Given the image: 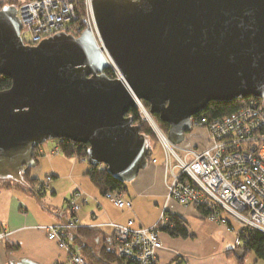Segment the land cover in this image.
<instances>
[{"label":"water","instance_id":"1","mask_svg":"<svg viewBox=\"0 0 264 264\" xmlns=\"http://www.w3.org/2000/svg\"><path fill=\"white\" fill-rule=\"evenodd\" d=\"M78 37L22 43L15 6L0 9V179L21 182L50 140L87 145L90 167L122 184L150 146L128 114L136 101L181 146L211 102L264 96V0H91ZM116 72L109 79L105 70ZM38 196V195H37ZM241 253V252H240ZM242 254V253H241Z\"/></svg>","mask_w":264,"mask_h":264},{"label":"built area","instance_id":"2","mask_svg":"<svg viewBox=\"0 0 264 264\" xmlns=\"http://www.w3.org/2000/svg\"><path fill=\"white\" fill-rule=\"evenodd\" d=\"M90 3L91 0H83L87 27L91 25ZM15 8L21 24L20 39L25 45L35 47L56 34L78 37L82 32L77 25L74 0H22ZM245 99L237 112L222 119L190 118L192 129L207 134L206 146L202 149H184L169 143L144 103L135 102L138 118L150 126L162 146L163 167L171 178L166 188L168 200L182 207L196 206L204 210V215L199 212L204 220L234 234L235 247L244 244V230L264 234V96ZM58 154V146L53 147L50 155ZM50 182L51 177H46L36 185L35 192L45 193ZM123 197L119 192L105 196L117 209L129 210L131 201ZM79 201L85 203L86 198L80 190H75L66 202L72 214L79 209ZM167 223L164 211L152 227H138L131 220L125 224L108 222L105 226L112 230L117 256L130 264H155L156 254L163 248L158 229ZM77 227L76 220L71 219L39 229L65 252V264H90L68 245V236ZM10 235L11 231L0 225V243Z\"/></svg>","mask_w":264,"mask_h":264},{"label":"crops","instance_id":"3","mask_svg":"<svg viewBox=\"0 0 264 264\" xmlns=\"http://www.w3.org/2000/svg\"><path fill=\"white\" fill-rule=\"evenodd\" d=\"M200 132L190 134V140L185 142L187 146L180 147L184 149L205 147L207 134L203 130ZM55 146H57L55 141L46 142L38 149L40 157L36 167L41 165L39 170H35L36 175L33 178L41 181L51 177L49 189L45 193L37 196L25 186L24 190L12 187L0 188V225L11 231L8 240L0 243V264H65L67 259L65 252L57 247L55 241L46 238L44 231L39 227L63 224L71 219L76 220L78 227L69 234L68 242L71 247H74L76 255L80 257L84 255L83 249L79 248L77 243L86 247L88 249L86 252L94 255L102 254L105 249L114 248L115 251L114 235L111 228L105 225L108 222L114 223L120 218L116 219L106 213L105 202L97 200L98 194L102 195L89 181L86 175L87 169L84 172L76 169V159H67L62 154L50 155L51 149ZM163 159L160 161L152 159L155 162H150L145 170L140 171L133 183L136 197L149 201L146 205L152 208L153 216L150 220H146L139 212L133 211V217L126 219V222L131 220L135 223V219L139 223L138 227H152L165 211L176 214L185 221L190 236L185 239L172 238L165 232H159L163 248L157 252L155 264H239L237 260L241 253L235 251L234 234L204 220L195 207H182L174 200H168L166 188L170 185L171 178L163 167ZM32 170L31 172L34 171ZM40 173L44 174V177L39 178ZM62 176L64 179L60 181L68 183L65 190L62 189L58 179ZM84 179L89 183L85 184ZM77 185L81 188L83 186L90 196ZM75 190H80L86 198L85 203L79 201L82 208L79 207L72 214L69 208L67 212L65 208L55 205L57 196L64 197L66 204ZM126 195L128 197V193ZM115 223L118 224V222ZM71 236L76 238V243H70V239H74ZM242 264H257V261L253 257V262L244 259Z\"/></svg>","mask_w":264,"mask_h":264},{"label":"trees","instance_id":"4","mask_svg":"<svg viewBox=\"0 0 264 264\" xmlns=\"http://www.w3.org/2000/svg\"><path fill=\"white\" fill-rule=\"evenodd\" d=\"M21 1L20 0H7L3 1L0 0V9L3 6H17ZM75 3V8H76V13L78 15V21L77 25L80 27L82 31L85 30L87 27V18H86V9L83 6V0H74ZM106 76L109 79L115 78L116 74L115 71L108 69L104 71ZM10 80L6 76H1L0 75V92L4 91L8 88H10ZM246 102V99H238L234 100L233 102H211L209 103L206 108L201 112V114L195 116L196 119L200 120L201 118H206L209 121H212V119H222L223 117H226L228 115L234 114V112H237L238 109H240L244 103ZM145 108L148 109L147 103L145 104ZM132 119H133V124L139 126V133L141 135H144L149 143V146L151 145V142H157V139L155 135L153 134L150 126L144 122H142L137 114L136 110L132 109L128 113ZM155 123L159 126V128L162 130L163 133L166 134L168 126L166 124H163L162 122L159 121L157 117H154ZM58 146V149L60 150V154H62L65 158L67 159H76L79 161H83V159L86 158V152H87V145L85 144H77L74 142H70L69 140L63 139L61 141L54 140ZM151 147L149 150L148 154V159H147V165L152 160L151 157ZM39 148L34 150L33 153V161L38 164V159L40 157L39 155ZM31 170L30 169L27 173H22L21 174V182H16L12 181L10 179H0V188L8 189L9 187L16 188V189H22L24 190L27 188L29 191H32L33 194L35 195H40L37 194L34 190L36 185L40 183L41 181L31 177ZM86 175L95 187L97 191L102 195L106 196L107 193H112V192H119L122 193L123 195L127 192L126 191V184H122L119 180H115L106 170V167L104 166H95V167H90L87 169ZM198 209L199 212H201L202 215L205 214V211L202 210L201 208H196ZM165 215L167 217V225L163 228H159V232H165L167 235L170 237H178L181 239L188 238L190 236L189 231H187V226L186 222L182 221L176 214H170L165 212ZM244 235V244L239 245V247H235V251H239L242 254L240 257H238L237 262L239 264H242L245 257L249 253H254L255 257L259 261H264V234L260 233L258 231L252 230V229H247L243 231ZM71 238H74L71 236ZM70 243L74 244L76 243V238L70 239ZM68 245L70 246L69 242ZM77 246L79 248H82L84 255H82L83 258L87 260L90 264H130L128 260H125L122 257H119L116 255L114 248L111 249H105L102 254L94 255L91 252H86V247H82L81 244L77 243ZM81 246V247H80ZM71 247V246H70ZM75 253L74 247H71ZM76 254V253H75Z\"/></svg>","mask_w":264,"mask_h":264},{"label":"rangeland","instance_id":"5","mask_svg":"<svg viewBox=\"0 0 264 264\" xmlns=\"http://www.w3.org/2000/svg\"><path fill=\"white\" fill-rule=\"evenodd\" d=\"M3 1H7V0H3ZM20 1H22V0H20ZM192 133H194V134H196V133H201L200 132V130H198V129H196V128H193L192 129V131H191V134ZM189 136H191L190 134H187L186 136H185V140L183 141V143H181V145H186L187 146V144H185V142H187V140H190L189 139ZM54 140H50V141H47V143H50V142H53ZM150 146H152L151 147V157H152V159H157V160H159L160 161V159H163V158H165V156H164V152L162 151V146H160V143L157 141V142H151V145ZM164 160V159H163ZM77 162V168L76 169H81L80 171H83L84 172V170H86V169H88L89 168V164H88V162H83V163H81L80 161H76ZM40 165L41 164H39V166L38 167H35L32 171L33 172H31L32 173V175H31V177H34L35 175H36V173H35V170H39V168H40ZM83 167V168H82ZM38 168V169H37ZM38 174V173H37ZM80 174H81V172H80ZM39 178H42V177H44V174H42V173H40L39 174V176H38ZM67 177V176H66ZM86 177V176H85ZM62 178L64 179V176H62V177H59L58 179H59V181L60 180H62ZM45 179V178H44ZM43 179V180H44ZM66 179V178H65ZM83 182L85 183V184H88L89 182L86 180V179H84L83 180ZM60 183H61V185H62V189H66L67 188V185H68V183H65V182H63L62 183V181H60ZM133 183H134V181L133 182H129L128 184H126V193L124 194V197H123V199H125V200H127V201H131V204H132V206H131V208L129 209V210H126V209H117L114 205H113V203L112 202H110L109 201V199L107 198H105V197H103V196H100L99 194H98V196H97V200H100V201H102V202H105L104 204V208H105V210H106V213H108V215H110V216H113V217H115L116 219H119V220H116V221H114V223L115 222H118V224L119 223H123V224H125V222H126V219H129V218H132L133 216H132V214H133V211H137V212H139L141 215H142V218L143 219H146V220H150L151 219V217L153 216V211L151 210L152 208L151 207H147V205H146V203L147 202H149L147 199H144V198H141V197H139V198H137L136 197V192H135V190H133ZM91 185V184H90ZM77 186H79V185H77ZM80 187V186H79ZM90 187H92V186H90ZM81 188V187H80ZM83 191H84V193L86 192L87 193V191H86V189H84V187L82 186V188H81ZM128 193V197H127V194ZM47 194H49V193H47ZM88 194V193H87ZM89 195V194H88ZM49 196H50V194H49ZM90 196V195H89ZM63 198L64 197H62L61 195H59V196H57V198L55 199V202L54 203H57V204H55V205H58V206H60V207H62L63 209L65 208L66 209V211L68 212L69 211V209H68V207H67V205L64 203V200H63ZM131 200H130V199ZM81 208H82V206L81 205H79ZM154 207V206H153ZM195 208H197L196 206H194ZM193 207V208H194ZM198 210V209H197ZM139 214V215H140ZM122 219H124V220H122ZM158 220V219H157ZM229 221H230V223H231V220L229 219ZM134 222L135 223H137L135 226H137L139 223L137 222V220H135L134 219ZM233 227L236 229V227L234 226V224H233ZM113 234V233H112ZM253 257L256 259V257H255V255H254V253H249L246 257H245V259L247 260V261H250V262H253ZM256 261H257V264H264V261H259V260H257L256 259Z\"/></svg>","mask_w":264,"mask_h":264},{"label":"bare ground","instance_id":"6","mask_svg":"<svg viewBox=\"0 0 264 264\" xmlns=\"http://www.w3.org/2000/svg\"><path fill=\"white\" fill-rule=\"evenodd\" d=\"M145 106V105H144Z\"/></svg>","mask_w":264,"mask_h":264},{"label":"flooded vegetation","instance_id":"7","mask_svg":"<svg viewBox=\"0 0 264 264\" xmlns=\"http://www.w3.org/2000/svg\"><path fill=\"white\" fill-rule=\"evenodd\" d=\"M10 6V5H9Z\"/></svg>","mask_w":264,"mask_h":264}]
</instances>
